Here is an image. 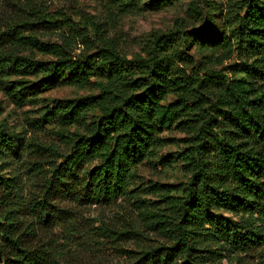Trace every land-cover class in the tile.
Listing matches in <instances>:
<instances>
[{"label":"trees","instance_id":"1","mask_svg":"<svg viewBox=\"0 0 264 264\" xmlns=\"http://www.w3.org/2000/svg\"><path fill=\"white\" fill-rule=\"evenodd\" d=\"M80 18L46 12L0 27V62L14 72L49 74L95 93L49 111L60 126L95 112L66 150L26 144L0 125V264H72L64 254L77 248L80 231L67 205L123 197L132 171L177 143L160 136L173 127L186 136L179 158L189 182L182 197L170 196L178 187L155 186L168 213L152 228L169 243L135 253L129 264H248V257L264 264V0H245L230 34L198 43L224 50L231 63L220 70L186 64L177 43L161 38L145 57L122 56L98 25ZM46 36L56 40L44 43ZM26 50L53 60L18 57ZM26 88L12 87L9 96L23 104ZM29 148L37 161L22 168ZM55 230L66 232L56 239Z\"/></svg>","mask_w":264,"mask_h":264},{"label":"rangeland","instance_id":"2","mask_svg":"<svg viewBox=\"0 0 264 264\" xmlns=\"http://www.w3.org/2000/svg\"><path fill=\"white\" fill-rule=\"evenodd\" d=\"M245 0H0V27L12 19L36 17L50 12L63 11L75 22L87 19L98 25L102 39L119 54L128 58L136 54L145 57L157 38L161 42L177 43L179 51L188 57L186 64L220 70L231 63L221 48L200 46L218 36L228 35L237 26L244 11ZM29 15V16H28ZM199 42L193 46L194 39ZM44 43H53L55 37L40 38ZM93 43V39L87 40ZM192 43V44H191ZM85 50V49H83ZM30 61L47 62L52 57L28 50L17 53ZM180 65V64H178ZM183 65V64H182ZM10 62H0V125L9 132L19 134L25 143H54L66 150L71 139L86 134L95 112L90 111L77 124L60 126L50 114L53 106L78 101L95 95L88 89L61 84L57 77L39 73H16ZM45 84L48 86L44 87ZM12 87L19 90L27 87L30 92L23 104L10 96ZM174 99L167 97V102ZM165 140H176L157 149L136 167L130 176L126 194L111 205H86L72 208L76 214L79 234L77 248L67 250L64 256L72 264H129L135 253L143 249L167 244L169 240L154 231L156 215L162 211L161 198L156 194V185L178 187L170 196L182 197L181 188L189 182V173L179 158L186 147V136L174 127L160 135ZM70 138V139H69ZM34 148L26 151L23 167L37 161ZM167 160H173L170 165ZM26 169V168H25ZM33 185H37L34 182ZM37 187V186H36ZM35 189V187H32ZM224 216L238 221L241 214ZM66 232L63 231L62 233ZM55 230L56 239L62 238ZM248 264H257L253 258ZM222 264H227L223 259Z\"/></svg>","mask_w":264,"mask_h":264}]
</instances>
